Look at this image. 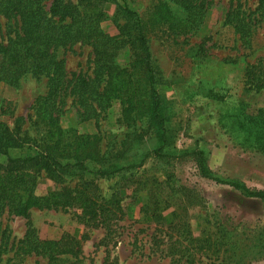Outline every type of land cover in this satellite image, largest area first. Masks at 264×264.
<instances>
[{
    "label": "rangeland",
    "instance_id": "374dc122",
    "mask_svg": "<svg viewBox=\"0 0 264 264\" xmlns=\"http://www.w3.org/2000/svg\"><path fill=\"white\" fill-rule=\"evenodd\" d=\"M160 1L116 0L107 5L108 19L101 26L108 35L117 36L118 25L125 23L119 10L125 5L147 22L164 126L169 130L170 146L165 151L174 156H150L143 168L96 182L93 190L100 198L118 201L123 212L108 232L84 225L75 212L63 210H33L28 218L4 213L0 222L16 242L29 226L44 240L74 236L82 244L81 261L76 264H264V203L229 184L264 191V138L256 139L264 133V88L253 87L245 76L249 64L264 63V18L261 11L251 16L247 41L226 23L231 10L238 8L248 16L259 0H207L210 8L200 29L179 37L152 21ZM5 25L1 19L0 30ZM58 54L68 77L93 76L89 45H75ZM117 61L124 67L130 64L129 47L120 51ZM69 90L60 126L90 136V148L99 153L102 163L139 161L154 147L149 116L126 118L115 100L106 113L82 121ZM47 91V78L31 74L18 87L0 82V123L21 140L37 138L34 101ZM254 121L260 127H253ZM193 151L205 153L214 179L202 176ZM0 162L5 163V157L0 155ZM80 180L76 176L52 180L42 174L36 194L71 189ZM11 255L2 257L7 260ZM20 261L15 262L45 264L41 258Z\"/></svg>",
    "mask_w": 264,
    "mask_h": 264
},
{
    "label": "trees",
    "instance_id": "16d2710c",
    "mask_svg": "<svg viewBox=\"0 0 264 264\" xmlns=\"http://www.w3.org/2000/svg\"><path fill=\"white\" fill-rule=\"evenodd\" d=\"M116 0H0V20L6 23L0 30V82L18 87L22 78L31 74L48 80V91L34 101L37 138L19 139L11 128L0 123V214L28 218L33 210L73 211L77 220L107 232L114 221L122 219L118 201L108 202L93 190L98 180L126 171L143 168L150 156L169 157V130L165 127V112L158 92V78L151 47L147 38V22L137 10L125 5L119 14L125 21L118 25L119 34L110 36L102 29L108 17L106 7ZM127 4V3H126ZM210 3L207 0H161L152 12V21L166 33L186 36L197 32L204 22ZM261 11L264 0L248 16L238 8L229 12L226 23L235 28L241 40L251 37V16ZM75 45H89L93 51V76L72 75L66 69L60 50ZM129 47L131 62L127 67L118 63L120 51ZM245 76L257 89L264 88V63L249 64ZM74 97L82 121L96 119L117 100L126 118L149 116L152 121L154 147L139 161L132 163H102L99 153L90 148V136L79 135L60 126L65 96ZM253 127L260 123L253 122ZM251 124V125H253ZM249 127L250 123H249ZM264 138L258 133L256 139ZM96 149V148H95ZM15 153V154H14ZM95 156V157H93ZM203 177L214 179L203 151H193ZM57 180L76 176L80 185L37 195L39 177ZM244 195L259 198L264 203V191L250 192L244 185L229 183ZM11 255L5 260L3 255ZM82 255L81 241L70 234L59 240H44L29 226L18 242L8 227L0 222V264H17L29 258H41L45 264H76Z\"/></svg>",
    "mask_w": 264,
    "mask_h": 264
}]
</instances>
